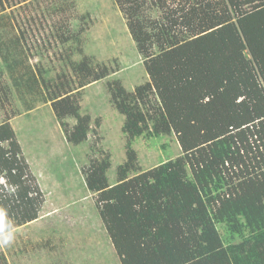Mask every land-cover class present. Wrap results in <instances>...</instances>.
Here are the masks:
<instances>
[{"label":"trees","instance_id":"16d2710c","mask_svg":"<svg viewBox=\"0 0 264 264\" xmlns=\"http://www.w3.org/2000/svg\"><path fill=\"white\" fill-rule=\"evenodd\" d=\"M115 2L149 79L134 91L119 79L107 82L114 110L125 117L127 160L117 183L109 182V154L91 159L82 174L120 263L264 264V0ZM67 21L54 23L53 37L79 43L82 29L71 32ZM9 27L0 33V85L5 66L24 94L51 103L72 145L98 134L101 120L94 129L82 114V92L118 70L89 56L72 60L70 49L69 71L48 78L41 65H25V32ZM11 119L0 124V208L17 229L39 219L45 197ZM172 135L181 154L141 170L134 142Z\"/></svg>","mask_w":264,"mask_h":264},{"label":"rangeland","instance_id":"374dc122","mask_svg":"<svg viewBox=\"0 0 264 264\" xmlns=\"http://www.w3.org/2000/svg\"><path fill=\"white\" fill-rule=\"evenodd\" d=\"M21 1L0 0V8H6L0 33L12 30L9 25L17 33L22 28L27 67H42L47 77L53 78L67 69L64 55L71 49L72 60L89 56L118 72L83 90L82 114L91 115L94 129L97 119L101 126L98 134L91 133L87 142L74 146L66 140L51 103L44 102L40 94H24L25 89H18L11 74L2 67L5 72L4 86L0 85V124L12 117V128L45 203L37 221L15 229L14 242L0 246V256L6 257L8 264H121L96 208V195L86 188L82 170L91 159L109 154V182L117 183L118 167L127 160L122 131L125 117L114 110L107 82L119 79L128 91L147 82L142 56L115 0ZM47 9L58 12L48 15ZM147 14L154 18L159 12L147 9ZM59 20H68L66 25L73 33L82 29L79 43L64 45L53 37L54 23ZM28 106L34 109L28 111ZM68 123L72 126L75 120L69 119ZM176 140L175 135L137 139L133 148L140 169L150 170L178 157L181 148Z\"/></svg>","mask_w":264,"mask_h":264},{"label":"clouds","instance_id":"9594fccd","mask_svg":"<svg viewBox=\"0 0 264 264\" xmlns=\"http://www.w3.org/2000/svg\"><path fill=\"white\" fill-rule=\"evenodd\" d=\"M8 220L7 211L0 208V246H8L15 240V225L9 229Z\"/></svg>","mask_w":264,"mask_h":264},{"label":"crops","instance_id":"0c3cea01","mask_svg":"<svg viewBox=\"0 0 264 264\" xmlns=\"http://www.w3.org/2000/svg\"><path fill=\"white\" fill-rule=\"evenodd\" d=\"M27 226H29V225H27ZM26 227V226H25ZM25 227H23V228H25Z\"/></svg>","mask_w":264,"mask_h":264}]
</instances>
